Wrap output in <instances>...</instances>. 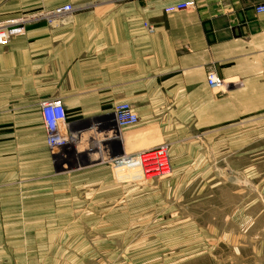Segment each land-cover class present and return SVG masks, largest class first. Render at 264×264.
<instances>
[{"label": "crops", "instance_id": "obj_1", "mask_svg": "<svg viewBox=\"0 0 264 264\" xmlns=\"http://www.w3.org/2000/svg\"><path fill=\"white\" fill-rule=\"evenodd\" d=\"M263 3L0 0V25L19 23L0 49V264H63L59 229L86 209L91 163L262 117ZM54 99L77 143L52 151L40 103ZM120 105L136 125L119 126Z\"/></svg>", "mask_w": 264, "mask_h": 264}, {"label": "rangeland", "instance_id": "obj_2", "mask_svg": "<svg viewBox=\"0 0 264 264\" xmlns=\"http://www.w3.org/2000/svg\"><path fill=\"white\" fill-rule=\"evenodd\" d=\"M247 123L91 163L63 264H264V115ZM161 148L169 174L148 179Z\"/></svg>", "mask_w": 264, "mask_h": 264}, {"label": "built area", "instance_id": "obj_3", "mask_svg": "<svg viewBox=\"0 0 264 264\" xmlns=\"http://www.w3.org/2000/svg\"><path fill=\"white\" fill-rule=\"evenodd\" d=\"M191 7L188 5H177L172 8L167 9V13L173 14L176 12L187 11ZM254 11L257 15L264 14V3L254 7ZM72 7L67 6L62 9H57L52 11L51 16H61L64 13L71 12ZM17 26L19 23L10 22L7 25H0V49L8 46L11 38L17 32ZM150 32L153 29L149 27ZM207 84L212 90L219 91L224 88L225 84L223 81L219 80L217 74L211 71L207 78ZM41 117L43 119L45 133L47 134V146L50 150L55 151L57 148H64L73 145L75 143V137L68 130L70 118L64 109L63 104L60 100L44 101L40 103ZM116 117L120 127L130 128L139 122V117L133 112L131 107L128 105H120L116 109ZM154 155L153 157H148ZM166 157L163 148L156 150L155 152L146 155L143 158L142 166L146 170L150 166H157L160 168L159 176L157 178H162L169 174L170 167L168 164H161L162 158ZM146 176V175H145ZM147 177V176H146Z\"/></svg>", "mask_w": 264, "mask_h": 264}, {"label": "bare ground", "instance_id": "obj_4", "mask_svg": "<svg viewBox=\"0 0 264 264\" xmlns=\"http://www.w3.org/2000/svg\"><path fill=\"white\" fill-rule=\"evenodd\" d=\"M72 145V144H71ZM70 145V146H71ZM154 155H150L148 157H153ZM168 164V161H166V157L162 158L161 164ZM160 168L157 166H150L145 170V175L147 176L148 179H155L159 176Z\"/></svg>", "mask_w": 264, "mask_h": 264}]
</instances>
